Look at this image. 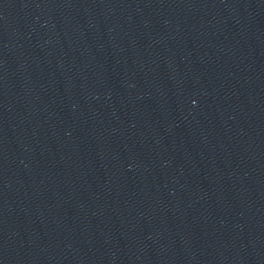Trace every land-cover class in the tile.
Wrapping results in <instances>:
<instances>
[{
    "label": "water",
    "instance_id": "95a60500",
    "mask_svg": "<svg viewBox=\"0 0 264 264\" xmlns=\"http://www.w3.org/2000/svg\"><path fill=\"white\" fill-rule=\"evenodd\" d=\"M0 264H264V0H0Z\"/></svg>",
    "mask_w": 264,
    "mask_h": 264
}]
</instances>
